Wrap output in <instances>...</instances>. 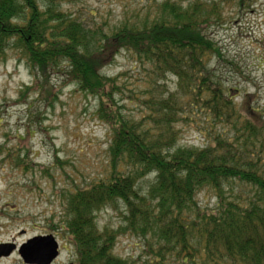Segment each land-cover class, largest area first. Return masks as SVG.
<instances>
[{"label": "trees", "instance_id": "1", "mask_svg": "<svg viewBox=\"0 0 264 264\" xmlns=\"http://www.w3.org/2000/svg\"><path fill=\"white\" fill-rule=\"evenodd\" d=\"M81 1L0 0V65L19 51L38 80L26 92L49 98L50 75L65 65L112 135L102 179L65 200L72 264H133L115 254L127 232L146 242L151 264H264V108L254 95L237 102L238 90L215 79L209 64L219 50L206 36L226 4L244 0H164L153 17L109 33L63 10ZM123 51L146 72L143 91L132 93L138 117L122 113L121 76L103 73ZM185 123L203 127L204 148L179 146L176 125ZM204 190L215 195L212 209L198 201ZM120 206L124 226L101 228L98 214Z\"/></svg>", "mask_w": 264, "mask_h": 264}, {"label": "rangeland", "instance_id": "2", "mask_svg": "<svg viewBox=\"0 0 264 264\" xmlns=\"http://www.w3.org/2000/svg\"><path fill=\"white\" fill-rule=\"evenodd\" d=\"M162 1L84 0L65 4L63 10L88 28L109 33L123 23L153 17ZM206 36L219 50L209 64L215 79L227 89L238 90L237 102L254 95L251 100L264 108V0L226 4L222 20ZM67 72L64 65L51 73L49 98L45 92H26L38 80L19 51L9 52L7 62L0 65V246L19 249L30 239L53 235L60 243V257L53 264L76 261L74 246L61 230L65 200L70 192L102 179L110 162L112 138L110 128L96 115L97 100L71 83ZM103 73L121 76L123 92L117 100L122 113L138 117L141 110L132 93L143 91L145 68L123 51ZM197 119L206 124L204 117ZM176 128L180 147L206 146L200 133L203 127L185 123ZM28 132V141L20 142L19 137ZM18 157L26 161V169L16 165ZM198 201L209 209L217 203L210 190L199 193ZM124 214L121 206L103 210L97 221L101 228L118 230L125 224ZM115 254L133 264H151L146 242L129 232L119 238ZM0 264L25 263L16 251L0 258Z\"/></svg>", "mask_w": 264, "mask_h": 264}, {"label": "water", "instance_id": "3", "mask_svg": "<svg viewBox=\"0 0 264 264\" xmlns=\"http://www.w3.org/2000/svg\"><path fill=\"white\" fill-rule=\"evenodd\" d=\"M18 251L25 264H53L60 257V243L53 235L28 240L19 249L15 245H1L0 258Z\"/></svg>", "mask_w": 264, "mask_h": 264}]
</instances>
